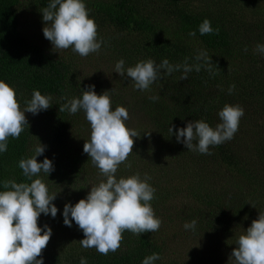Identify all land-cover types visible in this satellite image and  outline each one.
<instances>
[{
    "label": "trees",
    "instance_id": "trees-1",
    "mask_svg": "<svg viewBox=\"0 0 264 264\" xmlns=\"http://www.w3.org/2000/svg\"><path fill=\"white\" fill-rule=\"evenodd\" d=\"M226 1L241 3L248 0ZM18 2L0 0V80L14 88L20 106H26L24 102L31 99L34 90L52 98L51 107L39 112L49 121L45 124L47 142L44 145L54 148L56 152L66 151L69 138L66 125L74 119L73 114L67 111L59 112L60 105L67 102L61 97H81L71 82L72 66L65 59L46 53L21 35L15 13ZM49 3L43 2L45 6ZM90 4V13L99 19L100 25L133 35L134 48L132 42L120 44L125 58L129 59L125 60V64L134 63L133 51L137 52L138 46L145 53L142 60L152 59L157 65L164 59H168L172 65L183 64L185 58H188L190 65H194L200 51H206L211 57L212 73L205 66L199 72L193 70L187 73V79L182 80V69L171 75L161 70L160 77L150 85V96L140 95L142 101H147L145 117L148 116V119L145 121L152 124L156 148L149 154L151 151L148 153L137 146L136 157L144 161L156 154L152 165L157 166L160 156L172 154L175 158L184 157L188 167L195 166L193 163L198 164L201 174H204L202 181L195 183L189 180L181 190L190 201H183L185 207L181 200L178 202L182 205V221L191 223L195 219L196 229L208 226L225 239L230 236L233 240L245 234L252 221L258 219L260 212H264V55L256 52L255 46L250 47L236 36L232 23L234 17L225 11L191 10L182 0H96ZM204 19L211 22L213 29L218 27L219 34L201 35L199 25ZM258 29L259 26H247L242 30L252 32ZM192 31L196 32L194 37L189 35ZM233 84L235 90L229 94L228 89ZM152 96L159 99H149ZM225 104L241 106L244 116L233 139L210 146L212 155L189 151L177 142L175 134L171 135L168 131L174 125V133L178 132L189 121L198 119L205 120L215 128L222 122L218 113ZM27 120L29 126L25 127L18 139L10 137L7 151L0 153V191L5 190V180L27 182L18 162L34 155L32 149L37 138L35 124L40 125L36 119ZM80 149L70 153L67 158H53L55 168H61V172L65 173L67 166L75 168L84 161L88 162L89 156L80 153ZM132 152L134 154V149ZM44 159L42 155L37 157L38 162ZM176 171L178 169L169 172ZM220 174L221 183L218 186L226 194L230 190L228 198H224L223 193L215 194L216 187L210 188L211 178ZM196 185L198 188H193ZM168 217L173 220L172 216ZM159 230L139 236L125 231L121 246L114 253L102 255L95 248H90L64 262L52 264H80L81 257L87 259V264H142L145 257L159 254L162 248L160 240L157 241ZM227 261L229 263V258ZM154 264L168 262L158 259ZM190 264L194 263L190 260Z\"/></svg>",
    "mask_w": 264,
    "mask_h": 264
},
{
    "label": "clouds",
    "instance_id": "clouds-1",
    "mask_svg": "<svg viewBox=\"0 0 264 264\" xmlns=\"http://www.w3.org/2000/svg\"><path fill=\"white\" fill-rule=\"evenodd\" d=\"M40 11L45 22L43 34L52 43L53 51L71 48L81 57L100 51L103 40L97 39V25L90 18L84 0H50L48 6ZM219 31L218 27L213 29L208 19L199 25L201 35L219 34ZM189 35L194 37L196 32L192 31ZM255 51L264 55V44H257ZM195 60L197 63L194 65L188 63V58L183 64L172 65L168 59H164L157 65L154 60L147 59L126 68L125 61L120 59L115 63L114 72L121 77L131 78L135 89L146 91L160 77L161 70L171 75L182 69V80L187 79V73L193 70L199 72L205 66L207 71L213 72L212 59L206 51H200ZM235 87L234 84L229 87V94L233 93ZM109 93L104 91L98 95L95 85H91L83 89L81 97L69 99L62 96L61 100L67 102L59 107V112L67 111L73 115L81 110L84 112L90 124V138L84 143L83 152L88 154L91 163L105 178L91 187L86 198L75 205L65 204L63 223L71 227L75 221L85 237L79 241L81 246L84 249L95 248L102 255L114 253L120 248L123 232L129 231L138 236L154 233L162 223L150 204L156 191L148 183L151 177L145 173L141 178L138 172L126 178L116 177L122 163L129 169L132 167L126 161L134 149V138L138 137V133L126 125L129 112L124 106L112 109ZM51 99L34 90L31 99L24 102L26 106L21 110L14 88L0 80V153L7 151L10 137L18 139L25 127L29 126L25 113L36 115L41 110H47L51 107ZM149 99L156 101L159 97ZM218 115L222 122L215 128L205 120L198 119L189 121L178 132L174 133V125L168 131L171 135L175 134L177 142L189 151L212 155L210 146L233 139L244 116V109L239 105L225 104ZM45 148L39 140L32 149L34 155L18 162L27 182L14 179L3 182L5 190L0 191V264H44L43 258L38 257H42L52 229L47 224L41 228L38 220L41 214H51L55 218L59 211L53 203L57 194H50L41 178L34 179L41 172L49 176L54 171L52 160L47 157L43 162L37 160ZM196 226L195 219L184 224L186 230L195 231ZM158 259L160 255L153 253L145 257L142 264H154ZM80 264H87V259L81 257ZM229 264H264V212H260L245 234L238 237Z\"/></svg>",
    "mask_w": 264,
    "mask_h": 264
},
{
    "label": "rangeland",
    "instance_id": "rangeland-1",
    "mask_svg": "<svg viewBox=\"0 0 264 264\" xmlns=\"http://www.w3.org/2000/svg\"><path fill=\"white\" fill-rule=\"evenodd\" d=\"M44 1L50 2V0H19L15 7L19 31L22 36L38 45L46 53L53 57L63 58L71 64V82L77 88L78 95L82 96L83 89L86 90L88 86L95 85V91L98 95L103 94L104 91H110L113 110L116 106H124L128 110L129 120L126 121V125L129 129H134L138 133V137L134 138V154L131 152L126 161V163L130 162L132 167L129 169L122 163L118 167L116 177L126 178L137 172L140 173L141 178L144 177L145 173L151 177L148 183L156 191L154 193L155 200L150 204L154 209L155 216L162 221L159 230L160 236L157 240L158 242L160 240L162 244L159 251L160 260L164 263L168 262V264H190V260L194 264H229L227 259L230 258L233 249L236 247L240 235L231 240L230 236L225 239L215 229L208 226H199L195 231L184 228V224L189 223V221H182L180 207L182 205L185 207L183 201L188 203L190 201L189 197L185 196L181 190L187 186L189 180H194L195 183L202 181L204 174H201L200 166L193 163L195 166L188 167L184 157L175 158L172 154L160 156L157 166L152 165V162L156 160V154L144 161L136 157L137 146L149 153L151 150H155L156 140L153 130H151L152 124L145 121L148 119V116L145 117L147 101L140 99V95L150 96L148 90L135 89L131 78L121 77L119 73L114 72L115 63L118 60H129L125 58L126 54L122 48L120 49V44L132 42L131 46L134 48L133 35L128 31L117 32L111 27L106 28V26L100 25L99 19L93 16L89 9L90 2L96 0H84L90 18H93L97 25V39L103 40L100 51L87 57H81L71 48L58 50V52L53 51L52 43L43 34L45 22L40 10L47 7L43 4ZM99 1L104 2L106 0ZM182 2L191 10L205 9L214 13L225 11L229 15L232 14L234 19L231 17L230 19H233L234 33L239 39H243L241 41L246 42L250 47L264 44V0H248L241 3L232 1L228 3L226 0H182ZM247 26H259V29L252 32L243 31L242 29ZM137 49V52L133 51L132 62L134 63L125 64L126 68L135 66L139 60H142L145 53L140 50V46ZM23 108L21 106V110ZM25 116L28 119H36L40 123V125L35 124L36 144L40 140L44 145V142H47L45 124L49 122L46 120V116H43L42 113L36 115L25 113ZM71 116L74 120L69 121L66 125L69 136L67 138V150L56 152L54 148L49 147L45 148L42 156L50 160L53 158L61 160L65 156L67 158L70 153L78 148H81L80 153L86 154L83 152V146L86 140L90 138V124L82 110ZM154 169H156L155 173H153ZM176 169L178 171L174 173L169 172ZM64 172L67 175L63 171L61 172V168H55L54 163V171L49 176L41 172L39 177H35L41 178L46 183L50 194H57L53 203L59 210L55 218L51 214H41L39 217L41 228L47 224L52 229L50 241L43 250L42 257H38V259L43 258L44 264H52L57 261L64 262L71 256L85 250L79 242L85 238L83 232L75 224V221L72 222L71 227L64 225L63 209L66 203L75 205L79 200L86 198L91 187L105 179L91 163L90 157L88 162L84 161L82 165H76L75 168L67 166ZM219 183H221V174L211 178L209 181L210 188L216 187L215 194L223 193L224 198L230 197V190L227 194L222 192L223 189L219 188ZM193 188H198V186H193ZM179 200H181L182 205L181 203L178 204ZM168 216H172L173 220Z\"/></svg>",
    "mask_w": 264,
    "mask_h": 264
}]
</instances>
